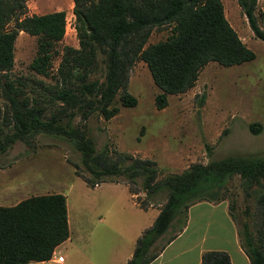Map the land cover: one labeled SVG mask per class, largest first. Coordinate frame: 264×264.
Returning a JSON list of instances; mask_svg holds the SVG:
<instances>
[{"label":"trees","instance_id":"obj_1","mask_svg":"<svg viewBox=\"0 0 264 264\" xmlns=\"http://www.w3.org/2000/svg\"><path fill=\"white\" fill-rule=\"evenodd\" d=\"M27 0H0V73L13 64V46L18 31L36 37L29 67L48 75L55 45L65 31V12L56 9L27 13ZM77 46L63 44L53 74L54 88L45 96H20V88L5 80L7 100L0 125V154L22 141L30 146L36 133L61 136L79 153L73 171L89 185L117 181L123 176L137 182L145 201L159 204L152 223L136 238L125 264H147L155 255L154 241L174 221L181 226L186 209L197 200L225 199L230 180L237 176L248 195L255 193L250 215L238 219L234 199L228 212L236 221L239 243L250 264H264V150L233 153L207 162H192L179 172L158 176L155 162L127 154L112 158L96 150L84 120L97 111L108 118L118 110L115 98L132 106L136 98L126 89L128 70L142 60L158 87L154 105H166L167 94L190 88L200 68L208 61L227 66L254 58L252 49L239 38L223 13L221 0H71ZM254 35L264 40V31L254 13L256 0H237ZM264 16V0H261ZM10 23V25H8ZM168 27L164 39L147 42L153 28ZM100 55L102 79L90 77ZM203 98V93L200 95ZM57 101L55 106L53 102ZM78 116L79 121L73 123ZM250 132L260 131L258 122L248 123ZM129 158L125 163V159ZM80 167L86 172H82ZM128 181V182H129ZM134 193V191H131ZM246 213V210L245 212ZM68 236L65 197L60 192L26 196L10 205L0 204V264H30L48 259L54 247ZM197 264H230L224 250H205Z\"/></svg>","mask_w":264,"mask_h":264},{"label":"rangeland","instance_id":"obj_2","mask_svg":"<svg viewBox=\"0 0 264 264\" xmlns=\"http://www.w3.org/2000/svg\"><path fill=\"white\" fill-rule=\"evenodd\" d=\"M221 2L226 19L245 45L253 50L254 58L227 66L208 61L200 68L190 88L167 94L166 105L162 108L154 105V95L159 89L145 63L135 60L128 70L126 89L135 96L136 103L124 106L115 98L113 104L118 107L115 114L105 118L94 111L84 120L96 150H106L112 158L124 154L151 158L158 169V176L179 172L192 162L205 163L210 158L217 159L228 154L264 150V40L254 35L237 0ZM71 6V0L26 1L28 14L63 9L65 31L55 45L57 53L51 60L48 75L30 69L28 64L35 52L36 37L18 31L13 46V64L8 71L0 73V125L7 107V100L2 94L5 80L20 88V96L42 98L54 88L53 74L61 46H77ZM254 13L258 26L264 31L261 0H256ZM167 33V26L153 28L147 42L164 39ZM102 73L103 63L99 55L90 77L102 79ZM57 104L55 101L52 106ZM77 122L81 121L75 116L73 123ZM250 122H258L260 131L250 132ZM30 144L28 147L16 140L0 154L1 205H10L26 196L55 189L66 193L68 205L74 202L71 203L73 211H70L72 233L77 232L72 215L78 214L83 206L88 215L85 220L81 219L82 238L86 241L103 239L106 245L108 243L100 250L86 248L90 256L110 255L113 249L117 250V246L122 250L130 243L134 247L141 233L138 229L159 207L156 202H148L147 211L144 213L141 210L138 203L146 198L137 182H130L123 176L115 178L124 183L130 193L134 191L132 198L129 192L124 191L123 194L120 187L107 181L89 186L73 171L72 162L79 164V153L70 141L40 132L31 137ZM128 160L125 159V163ZM80 170L86 174L81 167ZM227 186L224 202L234 199L233 211L238 219L250 215L255 206V193L252 191L247 195L237 176ZM97 214L103 215V226L97 224ZM172 225L171 230L155 243L153 250L172 235ZM65 261L68 262L67 254Z\"/></svg>","mask_w":264,"mask_h":264},{"label":"crops","instance_id":"obj_3","mask_svg":"<svg viewBox=\"0 0 264 264\" xmlns=\"http://www.w3.org/2000/svg\"><path fill=\"white\" fill-rule=\"evenodd\" d=\"M107 183L120 187L123 194L124 191L129 192L127 186L120 181H107ZM47 192H60L65 197L68 236L54 247L48 259L34 261L30 264H125L134 248L133 243H130L129 246L126 245L122 250L117 246V250L113 249L110 255H99L96 258L90 256L88 251H85L86 248L100 250L102 247H107L108 243L106 245L103 239L86 241L82 238L80 229L83 228V223L81 219L85 220V216L88 215L83 211V206L78 214L74 215L73 213L72 215L76 221L75 228H77V232L73 234L70 229V211H73L72 204L74 202L68 205L66 193L61 191L50 189L45 193ZM129 195L132 198V193L129 192ZM132 204L137 205L135 201H132ZM147 209L141 208L144 213ZM157 211L158 208L138 229L140 232L152 223ZM96 221L98 225L103 226V215L97 214ZM173 224L174 232L160 244L156 249V255L147 264H197L200 261L201 253L205 250L226 251L230 264H250L239 243L236 221L230 216L227 203L223 199L219 201L201 199L192 202L186 209L185 219L181 226L177 221H174ZM171 228L172 226H169L166 231ZM164 234L165 232L154 241L153 246ZM66 254L68 262L65 261ZM58 256H61V260L57 258Z\"/></svg>","mask_w":264,"mask_h":264},{"label":"built area","instance_id":"obj_4","mask_svg":"<svg viewBox=\"0 0 264 264\" xmlns=\"http://www.w3.org/2000/svg\"><path fill=\"white\" fill-rule=\"evenodd\" d=\"M57 258H58L59 260H61V256H58Z\"/></svg>","mask_w":264,"mask_h":264}]
</instances>
